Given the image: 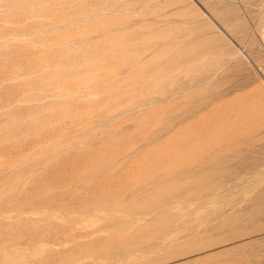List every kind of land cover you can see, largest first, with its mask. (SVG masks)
<instances>
[{
  "label": "rangeland",
  "instance_id": "374dc122",
  "mask_svg": "<svg viewBox=\"0 0 264 264\" xmlns=\"http://www.w3.org/2000/svg\"><path fill=\"white\" fill-rule=\"evenodd\" d=\"M0 264H264V0H0Z\"/></svg>",
  "mask_w": 264,
  "mask_h": 264
}]
</instances>
